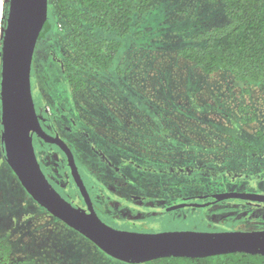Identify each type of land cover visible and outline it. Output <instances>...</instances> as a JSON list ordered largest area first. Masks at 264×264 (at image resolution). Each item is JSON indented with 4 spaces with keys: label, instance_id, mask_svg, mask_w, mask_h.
Instances as JSON below:
<instances>
[{
    "label": "rangeland",
    "instance_id": "374dc122",
    "mask_svg": "<svg viewBox=\"0 0 264 264\" xmlns=\"http://www.w3.org/2000/svg\"><path fill=\"white\" fill-rule=\"evenodd\" d=\"M52 13L49 5L50 19ZM224 20L217 0H155L148 12L132 18L126 36L104 32L107 39L120 40L121 48L112 65L94 79L87 76L85 89L78 91L62 73L64 45L55 20H50L52 30L37 41L30 73L33 100L37 110L50 107L103 221L109 223L101 214L105 210L97 193L105 181L129 183L120 191L128 199L115 211L119 218L125 210H133L131 201L136 197L164 201L161 206L153 204L154 211L184 201L195 206L205 195H264V139L259 135H264V85L236 81L226 70L206 75L176 55L194 43L196 33ZM33 145L36 152L38 147L39 151L56 148L39 138ZM44 162L51 169L58 163L59 179L67 180L58 156L47 152ZM106 168H114L113 175L108 176ZM69 175L70 187L60 193L74 205L81 199ZM250 204L222 200L204 209L161 210L140 221L144 228L134 226L133 230L254 228L246 227L256 208ZM258 207V219L264 221V203ZM0 237L11 242L12 255L19 260L128 264L106 255L37 204L7 165L1 142Z\"/></svg>",
    "mask_w": 264,
    "mask_h": 264
},
{
    "label": "water",
    "instance_id": "95a60500",
    "mask_svg": "<svg viewBox=\"0 0 264 264\" xmlns=\"http://www.w3.org/2000/svg\"><path fill=\"white\" fill-rule=\"evenodd\" d=\"M47 17L48 0H9L0 47L2 151L7 165L30 197L103 253L124 263L143 264L167 257L204 258L230 253L264 256V230L137 234L110 227L99 219L70 149L58 135L51 136L43 131L41 116L35 109L30 86L31 63ZM33 134L44 142L56 145L64 153L86 209L69 204L49 183L36 159ZM213 199L264 202V195L231 192L214 195ZM180 206L184 205L171 208Z\"/></svg>",
    "mask_w": 264,
    "mask_h": 264
},
{
    "label": "trees",
    "instance_id": "16d2710c",
    "mask_svg": "<svg viewBox=\"0 0 264 264\" xmlns=\"http://www.w3.org/2000/svg\"><path fill=\"white\" fill-rule=\"evenodd\" d=\"M217 1L222 4L224 22L196 33L194 43L180 49L176 55L206 75L226 70L236 81L264 85V0ZM154 2L48 0V10L50 5L53 13L51 19L48 14L38 40L52 30L50 20H55L64 45L62 73L74 91L84 90L87 76L95 78L100 71L107 70L121 48L120 40L107 39L104 32H113L117 38L126 36L132 18L148 12ZM35 109L37 113L44 111V107ZM232 141L246 149L251 148L245 142ZM12 252L11 242L0 237V264H39L33 259H16ZM144 264H264V256L230 253L204 258L167 257Z\"/></svg>",
    "mask_w": 264,
    "mask_h": 264
},
{
    "label": "flooded vegetation",
    "instance_id": "af4514ba",
    "mask_svg": "<svg viewBox=\"0 0 264 264\" xmlns=\"http://www.w3.org/2000/svg\"><path fill=\"white\" fill-rule=\"evenodd\" d=\"M42 107H44V111L42 113H37V114L41 116L40 124H41L43 131L46 132L47 134L51 135V136L58 135L61 138L60 132H59L58 126H57V121L55 120L54 116L49 119V117H51L50 107L48 105H44V106H40L39 109ZM47 120H49V121H47ZM261 135H263V134H261ZM36 138H39V137H37L36 134H33V142L36 140ZM263 138H264V135H263ZM0 142H1V139H0ZM45 143H47V142H45ZM49 144H51V143H49ZM52 145L55 146L56 148L55 149L44 148L42 151H41V149L39 151V147H38L37 152L35 151V155H36L37 162H38L42 172L44 173L45 177L47 178L49 183L53 186V188L58 192V194H60V196H61L60 190H67L70 187V181L68 180V175L70 174V171H69V168L66 164V157H65L64 153L56 145H54V144H52ZM1 148H2V142H1ZM45 150H51V151H45ZM47 152H50V153L58 156V159L60 161V168H61V170L63 169V173L67 176V180L59 179V177L57 175L58 171L55 168L58 165V163L53 164L55 166V167H53V169H51L50 167H48L45 164L44 154L46 155ZM74 162H75V160H74ZM75 165H76V163H75ZM77 168H78V166H77ZM106 169L107 170H105V171L107 172L108 176L113 175L112 173L115 171V170H113L114 168L113 169L106 168ZM109 169L112 172L109 171ZM78 172H79V169H78ZM79 174H80V172H79ZM69 176L71 177V174ZM70 179H71V182L74 185V187H76L78 194L80 196V199H81V202L76 203L73 206H77V207L86 209L85 202L81 196V193H80L78 187L76 186V184L72 180V177ZM81 179H82V177H81ZM82 181H83V179H82ZM83 183H84V186L87 190V186H86L84 181H83ZM128 186H129V183L126 180H122L118 184H113L112 182H106L105 181L103 188L101 190L98 188L97 200L99 201V203L102 205V207L105 210V213L101 212V214H104L105 218L108 220L109 223H107L106 221H103L99 217V214L96 213L97 210H96L95 204L93 203L92 198H91L88 191H87V193H88V196L92 202V207H93L95 213L97 214V216L99 217V219L103 223H105L106 225H108L110 227L116 228L118 230L133 232V233H137V234H156V233L168 232V231H162V232L150 233V232L133 230V228H135L134 226H136L137 228H139V227L144 228V226H142V224L144 222H140V221H142V219L145 217L147 219L151 216L156 215L157 213H161V210L163 212H169L170 210H173V208H171V207L176 206V205H184V206H180V207H197V208H203L204 209V208L210 207L211 205H215L217 202H219V201H215L213 199L214 195H205V196H201V198H200L201 203L198 205L207 204L206 206L198 207L196 205L195 206L191 205L188 201H184V202H179V203H175V204H170V206L163 207L161 210L152 211V208H153L152 205L153 204L161 206L162 204H164V201L156 200L154 198H148V197H144V198L136 197V200L132 199V201H131L133 204V210L128 211V210L124 209L125 212L121 213L122 216H121V218H119L116 215L115 211L117 209H120V205L125 200L128 199V198H125L126 194L124 195V194L120 193V191L123 192L122 188H126ZM136 190L138 192H144V189L141 187H137ZM118 193H120V195ZM225 200H239V199H225ZM220 201H222V200H220ZM239 201H243L246 203L249 202V203H251L250 204L251 206L252 205L256 206V208L252 209L253 216L250 219V224H248L246 226V227H249L252 225L254 228H248L247 229L244 226H242L241 229H231V230L223 229V230H220L217 232H225V231H233V230L249 232V231L264 230V221H260L258 219L260 216V213H259L260 210H259L258 206H260V203H264V202H251V201H244V200H239ZM180 207H178V208H180ZM113 209H115V210H113ZM158 211H160V212H158ZM243 213H247V212L243 211ZM263 215H264V212H263ZM127 226H129L131 228H128Z\"/></svg>",
    "mask_w": 264,
    "mask_h": 264
},
{
    "label": "built area",
    "instance_id": "2783aa9c",
    "mask_svg": "<svg viewBox=\"0 0 264 264\" xmlns=\"http://www.w3.org/2000/svg\"><path fill=\"white\" fill-rule=\"evenodd\" d=\"M9 0H0V47L5 31V9H7Z\"/></svg>",
    "mask_w": 264,
    "mask_h": 264
}]
</instances>
